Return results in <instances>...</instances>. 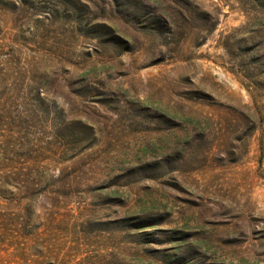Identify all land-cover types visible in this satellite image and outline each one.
<instances>
[{
	"label": "rangeland",
	"instance_id": "rangeland-1",
	"mask_svg": "<svg viewBox=\"0 0 264 264\" xmlns=\"http://www.w3.org/2000/svg\"><path fill=\"white\" fill-rule=\"evenodd\" d=\"M0 264H264V0H0Z\"/></svg>",
	"mask_w": 264,
	"mask_h": 264
}]
</instances>
